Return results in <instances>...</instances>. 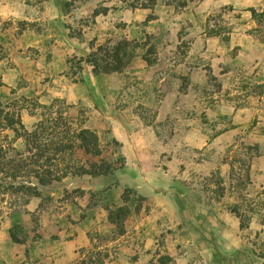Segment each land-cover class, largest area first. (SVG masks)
Instances as JSON below:
<instances>
[{
	"label": "rangeland",
	"instance_id": "374dc122",
	"mask_svg": "<svg viewBox=\"0 0 264 264\" xmlns=\"http://www.w3.org/2000/svg\"><path fill=\"white\" fill-rule=\"evenodd\" d=\"M250 9L264 0H0V264H264ZM124 40L122 73L72 68Z\"/></svg>",
	"mask_w": 264,
	"mask_h": 264
},
{
	"label": "trees",
	"instance_id": "16d2710c",
	"mask_svg": "<svg viewBox=\"0 0 264 264\" xmlns=\"http://www.w3.org/2000/svg\"><path fill=\"white\" fill-rule=\"evenodd\" d=\"M250 11L254 20L260 22L264 21V12L259 13L254 9H250ZM108 13V8H100L94 12V16L107 15ZM135 56L136 54L131 42L124 40L115 45L100 46L96 51H92L86 59L79 61V63L72 61V68L75 70V67L78 66V68L81 69L83 66L82 63H86L97 76L101 74L122 73L133 61ZM74 74H77V72ZM86 150L94 154L93 149L88 147ZM102 171H104L105 174H111L114 172V169L111 166H107L102 167ZM95 173L96 169L94 168L90 174ZM247 225L246 222H242V227H246Z\"/></svg>",
	"mask_w": 264,
	"mask_h": 264
}]
</instances>
